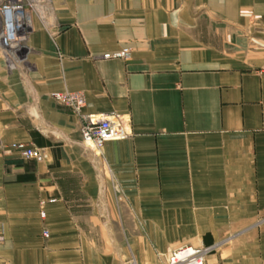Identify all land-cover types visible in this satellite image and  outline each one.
<instances>
[{"label":"crops","instance_id":"0c3cea01","mask_svg":"<svg viewBox=\"0 0 264 264\" xmlns=\"http://www.w3.org/2000/svg\"><path fill=\"white\" fill-rule=\"evenodd\" d=\"M33 3L19 57L0 53V264H165L182 245L264 264V0ZM64 91L131 137L82 143Z\"/></svg>","mask_w":264,"mask_h":264},{"label":"built area","instance_id":"2783aa9c","mask_svg":"<svg viewBox=\"0 0 264 264\" xmlns=\"http://www.w3.org/2000/svg\"><path fill=\"white\" fill-rule=\"evenodd\" d=\"M34 10L33 0H4L0 4V53L7 59L16 58L19 55L23 41L31 29V13ZM130 54V49L123 48L104 54L102 58L125 61L130 58ZM50 97L79 117L81 141L97 153L107 142L123 141L131 137L130 121L125 115L83 114L82 110L86 101L82 91L54 92L50 94ZM11 149L19 150L25 160L39 163L44 159L43 150L34 146L12 145ZM42 236L47 238L48 234L43 232ZM3 241L4 238L0 235V245ZM214 250L213 246H181L170 253L166 264H205L206 257Z\"/></svg>","mask_w":264,"mask_h":264},{"label":"rangeland","instance_id":"374dc122","mask_svg":"<svg viewBox=\"0 0 264 264\" xmlns=\"http://www.w3.org/2000/svg\"><path fill=\"white\" fill-rule=\"evenodd\" d=\"M21 51L22 50H19V53L18 54H20L21 53ZM16 57H19V55L18 56H16ZM182 246H185V245H182ZM190 246V245H189ZM181 247V246H180ZM179 248V247H178ZM166 261H167V259H166ZM166 264V263H165Z\"/></svg>","mask_w":264,"mask_h":264},{"label":"bare ground","instance_id":"6f19581e","mask_svg":"<svg viewBox=\"0 0 264 264\" xmlns=\"http://www.w3.org/2000/svg\"><path fill=\"white\" fill-rule=\"evenodd\" d=\"M88 147V146H87ZM87 150V149H86ZM89 150V149H88Z\"/></svg>","mask_w":264,"mask_h":264}]
</instances>
